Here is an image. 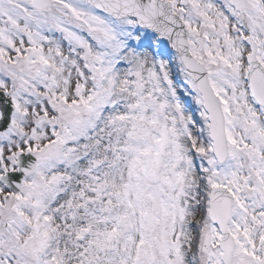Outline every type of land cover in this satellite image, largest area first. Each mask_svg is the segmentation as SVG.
<instances>
[{
	"label": "snow or ice",
	"instance_id": "obj_1",
	"mask_svg": "<svg viewBox=\"0 0 264 264\" xmlns=\"http://www.w3.org/2000/svg\"><path fill=\"white\" fill-rule=\"evenodd\" d=\"M0 264H264V0H0Z\"/></svg>",
	"mask_w": 264,
	"mask_h": 264
}]
</instances>
